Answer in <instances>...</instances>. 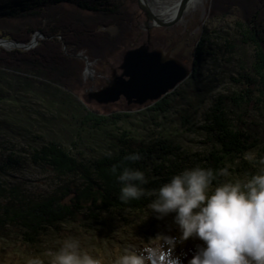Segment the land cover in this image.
Segmentation results:
<instances>
[{"label":"trees","instance_id":"trees-1","mask_svg":"<svg viewBox=\"0 0 264 264\" xmlns=\"http://www.w3.org/2000/svg\"><path fill=\"white\" fill-rule=\"evenodd\" d=\"M65 2L98 14L104 11V16L115 9L118 12L117 8L105 7L100 0H0V38L28 43L36 30L44 34L31 50L0 49V88L15 94L31 93L64 113L59 120L21 117L19 125L25 142L33 147L34 163L79 180L74 186L65 185L60 193L30 202H24L19 192L0 184V198L7 199L0 203V232L13 225L23 231L25 240L39 244L49 230L74 221L79 214L84 215L87 226H93L106 224L105 213L143 211L148 198L128 202L119 199L117 177L125 167L144 171L150 181L145 185L148 189L159 187L178 169L196 165L214 172L227 168L229 174L245 178L259 170V161L264 158V0H245L246 7L240 8L243 12H238L234 20V37L225 38L234 74L230 76L227 93L219 98L208 113V123L202 126L205 152L190 158L180 155L174 140L162 133L160 138L153 139L147 135L150 140L135 137L132 132L127 139L124 136L128 131L122 132V136L111 133L107 126L115 125L120 114L117 118L95 114L66 87H60L67 85L64 81L68 74H73V67L69 66L72 58L63 46L74 51L83 44L90 46V39L94 38L85 33L81 24L75 27L68 15L55 17L54 10ZM101 5L104 8L100 9ZM38 16H44L46 22L55 20L56 24L37 25ZM21 18L26 20L16 24L14 20ZM162 103L157 102L150 110L163 111ZM91 130L106 134V140L97 149L90 145L93 137L87 134ZM131 153H139L142 159L127 160ZM176 158L180 161L174 163ZM223 178L217 175L213 184L221 183Z\"/></svg>","mask_w":264,"mask_h":264},{"label":"rangeland","instance_id":"rangeland-1","mask_svg":"<svg viewBox=\"0 0 264 264\" xmlns=\"http://www.w3.org/2000/svg\"><path fill=\"white\" fill-rule=\"evenodd\" d=\"M100 1L109 9L117 8L118 12L115 9L113 13L107 12V16H104V11L98 14L67 2L54 10L55 17L66 14L73 24L75 23V27L81 24L88 36H94L90 39V46L83 44L76 48L72 45L76 48L74 51H69L63 46L64 51L72 58L69 66L73 67V74H68L69 78L64 81L67 85L59 84L60 87H66L64 89L95 114L115 117L120 114L116 117L115 125L107 126L113 134L122 136V132L128 131L124 136L127 139L133 133L135 137L141 136L150 140L153 137L160 138L162 133L163 136L167 135L174 140L180 155H186L188 158L194 157L195 154L200 156L205 152V145L201 142L205 140L202 126L208 123V113L219 98L227 93L230 76L234 74V64L230 62L229 53L225 49V38L234 37V20L238 14H242L243 10L240 8L246 7L247 3L245 0H205L203 10L188 13L181 22L172 26L153 27L151 35H154L157 44L169 46L168 50H162L186 64L191 72L173 91L158 101L135 104L128 103L123 96L108 103H100L90 97L91 91L106 86L107 81L113 79L115 69L116 74L121 73L117 64L121 63L123 53L131 48V43L136 41L138 35H145L146 38L147 32L143 27L145 16L138 0ZM232 3L236 6L233 7ZM100 7L104 8L103 5ZM24 20L26 19L21 18L14 21L19 24ZM35 21L40 26L56 24L55 20L46 22L44 16H38ZM2 25L0 22V27ZM39 32L36 30L26 43H31L33 35L37 34L34 46L4 47L2 43L15 40L1 37L0 49L6 52L12 49L31 50L44 38V34ZM164 100H167V103ZM161 101L164 102L160 106L163 111L150 110ZM25 116L43 120L57 117L59 120L64 117V113L31 93L15 94L0 88V184L8 190L19 192L24 196V202L60 193L65 185L79 184V180L72 176L62 175L47 165L33 162V147L25 142V136L22 135L24 131L19 125L20 118ZM90 134L93 137L90 145L95 149L106 140L103 131L91 130L87 135ZM178 161L180 159L176 158L174 163ZM244 178L229 174L224 176L222 182ZM6 200L0 198V203H5ZM104 222L106 224L87 226L84 215L79 214L74 221L65 222L49 230L39 244L28 242L21 229L7 225L0 232V264H25L30 255L44 252L54 247L58 240L69 236L81 239L82 243L100 252L115 251L129 243L141 244L142 240L147 241L157 234L179 237L172 214L157 219L148 207L136 213H105ZM201 245L202 241L199 239L189 238L177 243L173 255L179 256L182 264H187Z\"/></svg>","mask_w":264,"mask_h":264},{"label":"clouds","instance_id":"clouds-1","mask_svg":"<svg viewBox=\"0 0 264 264\" xmlns=\"http://www.w3.org/2000/svg\"><path fill=\"white\" fill-rule=\"evenodd\" d=\"M126 159L135 162L142 157L131 153ZM259 164V170L244 179L215 185L217 175L228 176V169L214 172L196 165L151 189L145 187L150 181L144 171L125 167L117 177L119 199L148 198L147 207L157 219L172 214L179 237L157 234L141 244L100 252L69 236L30 255L25 264H182L173 252L177 243L189 238L202 245L187 264H264V158Z\"/></svg>","mask_w":264,"mask_h":264},{"label":"water","instance_id":"water-1","mask_svg":"<svg viewBox=\"0 0 264 264\" xmlns=\"http://www.w3.org/2000/svg\"><path fill=\"white\" fill-rule=\"evenodd\" d=\"M188 1H180L179 8L173 17L163 18L158 13H154L148 0H138L139 7L145 16L143 27L148 31V36L150 37L153 27L172 26L177 23ZM36 37L37 34H34L29 44L8 39L5 41L15 46L30 47L36 44ZM118 68L121 73L118 75L114 70L113 79H109L106 86L91 91L89 93L91 98L100 103L114 102L122 96L128 103L135 104L158 101L173 91L191 72L186 64L172 57L169 52L151 51L143 46L126 50Z\"/></svg>","mask_w":264,"mask_h":264},{"label":"bare ground","instance_id":"bare-ground-1","mask_svg":"<svg viewBox=\"0 0 264 264\" xmlns=\"http://www.w3.org/2000/svg\"><path fill=\"white\" fill-rule=\"evenodd\" d=\"M180 1L181 0H148L149 5L151 6L154 13H158L163 18L173 17L179 8ZM204 5L205 0H189L184 7V10L178 23L181 22V20L184 19L185 16L189 15L188 13H194L199 9L203 10V7H205ZM2 45L4 47H10L13 44L10 42H4L2 43Z\"/></svg>","mask_w":264,"mask_h":264},{"label":"flooded vegetation","instance_id":"flooded-vegetation-1","mask_svg":"<svg viewBox=\"0 0 264 264\" xmlns=\"http://www.w3.org/2000/svg\"><path fill=\"white\" fill-rule=\"evenodd\" d=\"M147 34H148V31L146 32V38L144 37V36H142V35H138L137 37H136V41H134V43H131V48L129 47V49H134V48H137V47H140V46H143V47H148L149 48V50H161V51H163L162 49H166V50H168V45L167 46H165V45H158L157 44V41H156V39L154 38V35H150V37H148L147 36ZM144 37V38H143ZM150 40V41H149ZM164 52V51H163ZM174 56V55H173ZM172 56V57H173ZM174 58H175V56H174ZM120 65V63L119 64H117V67ZM119 69V68H118ZM116 70V69H115Z\"/></svg>","mask_w":264,"mask_h":264}]
</instances>
